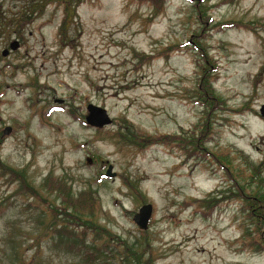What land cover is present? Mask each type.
<instances>
[{"label":"rangeland","instance_id":"rangeland-1","mask_svg":"<svg viewBox=\"0 0 264 264\" xmlns=\"http://www.w3.org/2000/svg\"><path fill=\"white\" fill-rule=\"evenodd\" d=\"M262 104L264 0H0V264H264Z\"/></svg>","mask_w":264,"mask_h":264},{"label":"trees","instance_id":"trees-1","mask_svg":"<svg viewBox=\"0 0 264 264\" xmlns=\"http://www.w3.org/2000/svg\"><path fill=\"white\" fill-rule=\"evenodd\" d=\"M49 1H52V0H49ZM53 1L66 3V2H69L70 0H53ZM151 1L154 2L155 5L158 2H160V0H151ZM192 43L197 50L198 49H199V51L203 50L197 44L196 41H194ZM206 71L207 70H203L201 81H200V84L198 86L199 89L197 91L198 98L196 100V103L199 106H204V107H205V104L208 102L218 103L217 98L215 96L214 89L207 82L208 74ZM214 71L215 70H213V72ZM200 85L202 88H200ZM201 133L202 134L207 133V124L205 122L202 124ZM197 141H199V139H196L195 144H197ZM197 146H198V148L200 146V149L202 148L200 143ZM201 151L205 152L204 155H207V156H210V154H213L211 152L205 151V149H203V148ZM196 155L198 157H200L201 155L204 156L203 154L198 153V152H196ZM218 162L222 164L221 165L222 169H224V167H225L228 171H230L229 168L226 166V163H224V161L221 158L218 159ZM233 180H235V179H233ZM241 196L243 197V195H241ZM243 199H244V197H243ZM251 200L253 201V202H251L252 206L249 205L248 208L251 211L252 217L255 218L254 219V232L256 233V237L258 240L257 242H254V244L252 246L255 247V249L259 248V247L264 249V195L260 193V195H258V196L255 195L254 197H251ZM93 201H94V199L92 200V198H90L87 193H81L79 196H76V197L69 196V194H68L63 199L64 204L67 207H69L70 209H75V210L80 211V208H84L85 209L84 211H87L89 214H91L94 210V202ZM255 209H257V211ZM258 209H261V210H258ZM255 212H257V214ZM67 216H68V219H70L72 222L75 221V225L79 226V227L84 226V224H85L84 219L87 218V215H84L82 213H77V212L67 214ZM92 254H93V250H90V248L86 249L85 258H87L89 261H92L90 258Z\"/></svg>","mask_w":264,"mask_h":264},{"label":"water","instance_id":"water-1","mask_svg":"<svg viewBox=\"0 0 264 264\" xmlns=\"http://www.w3.org/2000/svg\"><path fill=\"white\" fill-rule=\"evenodd\" d=\"M19 47L18 40H14L10 43V50H15ZM9 50L4 49L2 51V55L5 56ZM259 113L262 117H264V104H262L259 108ZM85 122L91 126L96 128H101L105 125H108L111 123V119L107 115V112L104 108H101L96 105H88L87 106V115L85 116ZM11 132L10 127H5L3 130V133L5 135L9 134ZM112 166H109L106 170V176L112 177L115 175L111 171ZM152 215V205L147 203L142 205L138 211L133 216V221L138 226L139 229L146 230L148 228L149 220Z\"/></svg>","mask_w":264,"mask_h":264}]
</instances>
